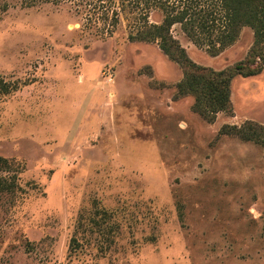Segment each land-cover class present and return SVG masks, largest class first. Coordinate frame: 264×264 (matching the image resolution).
Returning a JSON list of instances; mask_svg holds the SVG:
<instances>
[{
	"label": "rangeland",
	"instance_id": "1",
	"mask_svg": "<svg viewBox=\"0 0 264 264\" xmlns=\"http://www.w3.org/2000/svg\"><path fill=\"white\" fill-rule=\"evenodd\" d=\"M174 5L0 0V264H264L263 148L219 132L264 125V68L204 119L178 93L179 65L129 36ZM170 31L214 69L253 41L243 27L212 56Z\"/></svg>",
	"mask_w": 264,
	"mask_h": 264
},
{
	"label": "trees",
	"instance_id": "2",
	"mask_svg": "<svg viewBox=\"0 0 264 264\" xmlns=\"http://www.w3.org/2000/svg\"><path fill=\"white\" fill-rule=\"evenodd\" d=\"M165 7L161 22L143 20L135 35L130 38L143 41H157L159 49L182 70V77L176 87L180 95L193 98L192 110L207 121H213L218 112H231L230 85L235 76L250 77L264 68V0H214L217 8L195 17L191 11L193 0H164ZM217 10V13L215 12ZM209 17V18H208ZM180 24L182 31L196 45L206 44L212 56L231 46L239 37L243 27L253 32V41L246 55L232 65L214 69L193 61L186 49L171 34V26ZM203 29L207 41L199 36ZM216 27V29H214ZM18 89L17 87L14 89ZM13 90V91H14ZM9 85L0 83V93L8 94ZM220 134L234 135L243 141L259 144L264 152V125L246 120L240 125L224 124ZM5 181L0 179V189Z\"/></svg>",
	"mask_w": 264,
	"mask_h": 264
},
{
	"label": "crops",
	"instance_id": "3",
	"mask_svg": "<svg viewBox=\"0 0 264 264\" xmlns=\"http://www.w3.org/2000/svg\"><path fill=\"white\" fill-rule=\"evenodd\" d=\"M262 72V71H261ZM260 72V73H261ZM258 75V74H257ZM234 78H236V76L234 77ZM234 78L231 80V85H230V101H231V103H232V85H233V80H234ZM242 78H246V77H242ZM218 113H220V112H218ZM217 113V114H218ZM216 114V115H217ZM216 118V117H215ZM214 121V120H213Z\"/></svg>",
	"mask_w": 264,
	"mask_h": 264
}]
</instances>
